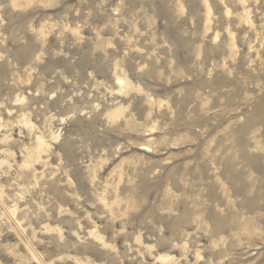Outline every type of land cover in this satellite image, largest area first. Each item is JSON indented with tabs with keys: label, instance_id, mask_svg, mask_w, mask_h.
<instances>
[{
	"label": "rangeland",
	"instance_id": "rangeland-1",
	"mask_svg": "<svg viewBox=\"0 0 264 264\" xmlns=\"http://www.w3.org/2000/svg\"><path fill=\"white\" fill-rule=\"evenodd\" d=\"M0 264H264V0H0Z\"/></svg>",
	"mask_w": 264,
	"mask_h": 264
}]
</instances>
